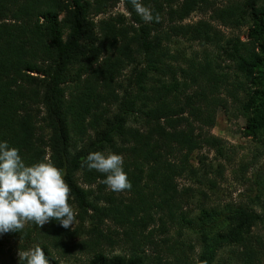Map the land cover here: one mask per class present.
<instances>
[{
  "label": "trees",
  "instance_id": "16d2710c",
  "mask_svg": "<svg viewBox=\"0 0 264 264\" xmlns=\"http://www.w3.org/2000/svg\"><path fill=\"white\" fill-rule=\"evenodd\" d=\"M124 1L130 19L95 21L118 0H0V142L19 149L26 165L64 169L77 213L74 228L53 219L9 234L41 247L50 264L73 244L94 248L92 264H216L224 248L235 264H264L262 173L249 177L245 169L246 189L229 199L223 164L191 163L204 146L217 150V161L225 154L224 141L207 131L222 107L232 105L247 119L248 135H264V0H141L160 17L150 23ZM196 11L209 15L184 23ZM223 27L245 28L247 39ZM180 37L200 47L186 59L190 72L178 65L184 52L172 49ZM222 60L233 73L223 71ZM180 71L191 82L180 80ZM95 151L123 155L132 183L126 199L113 192L91 198L77 183L81 174L106 190V176L85 166ZM179 178L189 183L180 187ZM196 198L204 200L189 210ZM180 224L201 239L197 256L185 241L174 242ZM109 227L122 231H115L127 244L122 254L105 247L119 242L105 232ZM86 234L93 241L75 244Z\"/></svg>",
  "mask_w": 264,
  "mask_h": 264
},
{
  "label": "rangeland",
  "instance_id": "374dc122",
  "mask_svg": "<svg viewBox=\"0 0 264 264\" xmlns=\"http://www.w3.org/2000/svg\"><path fill=\"white\" fill-rule=\"evenodd\" d=\"M219 5L221 4L219 3ZM117 15H124L128 19H130L131 17L128 9L125 6L124 0H118V2L115 4V7H113L108 13L101 14L98 17H94V20L99 21L101 19ZM208 15L209 13H206L204 11H196L192 13V15L188 19H186L184 23H196L201 19L207 18ZM62 16L63 14L60 17ZM165 17H167V15H165ZM2 22L13 23L11 20H2ZM166 26L168 25L165 22L164 27ZM222 29L225 31V33L239 34L243 40L247 39V29L245 28L234 31L225 27H223ZM172 49L174 50V52L176 50L184 52V61L182 64L178 65H181L182 67H184V69H188V72H190L192 68H189L186 59L193 58V56H196L197 52H200V47L198 46V44H192L188 41L187 37H180L174 42V44H172ZM220 63L224 68V72L228 71L230 73H233L231 72L230 61L222 60ZM133 71L134 70L132 67L125 69L120 79H122L124 83H128V77L131 75V73H133ZM33 74L38 75V73ZM177 77L180 80L187 79L191 82L190 76L184 75L181 71L178 72ZM220 96L228 99L230 104V97L227 96L226 91L222 90ZM44 111L45 108L41 107L39 115L37 116L41 123H43L41 121V117L44 115ZM247 124V119L242 114H240L234 106L231 105L227 109L223 107L220 108L217 111L215 126L210 127L209 129H207V131L224 141L225 154H223V156H218L219 160L217 161V150L208 146H204L203 149L198 150L191 155V163L197 168L204 167V164L209 165V162L213 163L215 166H217L218 162L224 165V175L223 178H221V182L225 193L229 195V199L230 196L236 198L239 193H242L246 189V185L244 184L245 169H248L247 176L249 177L255 175L258 171H260L262 173L261 177L264 178V135H248L246 132ZM202 156H206L207 159L201 160ZM47 157H49V154L47 155ZM80 176L81 174L77 175V183H79V185L84 187L87 191H91V198L99 199L100 197H103L105 195L104 192H113L116 197L124 199L129 196V193L127 191L117 193L110 190L108 187L105 191H103L97 186V183H95L94 185L87 184ZM178 182L180 183V187H182L184 184L189 183L182 178H179ZM203 200L204 199L198 200L196 198L194 200V205L190 206L188 209H193L197 204H199V202H203ZM71 203L72 202L69 199V204L74 209L75 207ZM199 212L200 210L195 211L196 214H199ZM27 224L28 223H26L25 226H27ZM110 224L112 223H109V225ZM74 227L75 226L73 225V228ZM88 227L89 226H87V228ZM188 229L190 228L182 227V224L177 225L172 229V237L174 239V242L177 240L185 241L190 252V247H192L196 252L195 255L197 256V253L200 252L201 239H197V236L194 233L188 231ZM260 229L262 231L261 233L264 234L263 228ZM115 231H118L119 233L122 232L120 229H116L115 227H109L108 229L105 228V232L107 234H110L112 237L117 239V241H119L120 236H118V233H115ZM81 240H85L88 242L93 241L92 237L86 234L85 236H82V238L77 239L75 241V244H77V241ZM73 247L74 249L70 252H67L65 255H61V253L63 252L61 249L59 251L55 250L56 252L54 253V255L58 260V264H92V261L96 259L97 254L94 253L95 250L93 247L89 251L87 248H81L80 246H78V244L77 248L74 244ZM105 247L110 249L111 255H119L123 253L122 250L127 249V244L119 241L115 245L106 243ZM32 249H34L32 241H26L18 237L15 238L13 235H10L9 232L0 233V264H20L21 262L18 255L19 252H30V250ZM150 253L151 255H155V252L153 250H148V254ZM163 254L165 256L167 255L166 253ZM220 257L221 258L217 259L218 262L216 264H224V261H226L227 263L229 262V264H235L234 258L231 256L228 248H224L220 251Z\"/></svg>",
  "mask_w": 264,
  "mask_h": 264
},
{
  "label": "clouds",
  "instance_id": "9594fccd",
  "mask_svg": "<svg viewBox=\"0 0 264 264\" xmlns=\"http://www.w3.org/2000/svg\"><path fill=\"white\" fill-rule=\"evenodd\" d=\"M130 3L145 23L159 22V15L154 16L141 0ZM123 165V155L100 151L90 152L85 161L87 169L104 174V183L117 193L132 188ZM65 175L64 169L50 162L26 165L19 149L0 142V233L20 232L26 223L42 228L53 219L65 229L73 228L77 213L69 204L71 189ZM18 255L26 264H50L39 246Z\"/></svg>",
  "mask_w": 264,
  "mask_h": 264
}]
</instances>
